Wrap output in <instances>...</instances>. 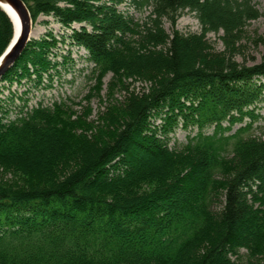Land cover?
Returning a JSON list of instances; mask_svg holds the SVG:
<instances>
[{
    "label": "trees",
    "instance_id": "obj_1",
    "mask_svg": "<svg viewBox=\"0 0 264 264\" xmlns=\"http://www.w3.org/2000/svg\"><path fill=\"white\" fill-rule=\"evenodd\" d=\"M23 1L33 21L84 23L69 36L88 51L98 84L111 72L149 87L113 104L106 125L86 135L63 103L8 119L12 97L0 98V168L22 184L0 183V264H264V125L253 132L264 56L242 64L206 38L223 30L233 41L260 15L252 0H130L150 9L141 20L101 0ZM184 9L201 33L166 32ZM12 31L0 9V54ZM58 42L51 32L29 41L0 82L46 76L52 86ZM179 122L197 133L173 149Z\"/></svg>",
    "mask_w": 264,
    "mask_h": 264
},
{
    "label": "rangeland",
    "instance_id": "obj_2",
    "mask_svg": "<svg viewBox=\"0 0 264 264\" xmlns=\"http://www.w3.org/2000/svg\"><path fill=\"white\" fill-rule=\"evenodd\" d=\"M101 1L116 5L121 11L133 15L138 20L144 19L150 11L148 8L145 12L141 13L131 6L130 0H122L121 3L117 0ZM252 3L258 9L260 15L258 18L248 21L237 32L233 41H228L223 30L209 32L206 35L211 49L215 52H226L231 57L233 56L236 61L246 65L257 63L264 56V0H252ZM59 4L61 6L64 5L63 2ZM0 9L7 15L2 7ZM9 20L11 21L10 18ZM81 25H84V23H73L71 27H65L54 15H40L37 20L33 21L32 19V28L35 31V35L30 36L28 41L39 40L48 32L53 33L55 38L59 39L57 46L54 48V53H57L55 60L59 61L61 72L52 77V86H48L49 78L46 76L40 84L34 81H27L26 79L23 80L22 84L14 83L13 85H9L6 82L4 83V81L0 82V98L5 100L12 97L10 101L3 102L5 109L9 111L8 119H14L20 115L22 110L26 111L40 104L51 107L53 103H63L64 107L70 109V119L76 120L78 124V128L74 131L77 134L84 131V135H86V132L90 134L94 129L97 130L105 126L107 123L105 119L109 116L107 112L109 108L111 109L113 104L116 103L122 105L128 93L138 94L142 93V91H147L149 87L148 82L139 78L126 79L124 77H115L111 72L106 74L98 84L92 70L94 63L89 58L88 51L84 47L73 43L69 36L73 28L79 29ZM164 28L169 34L178 32L185 36L201 33L202 31L198 17L189 9L182 10L180 16L174 21L165 20ZM13 35L14 29L11 40L13 39ZM8 45L0 56L8 48ZM261 82L264 83V78ZM5 85L7 86L5 87ZM258 112L262 115V120L254 123L255 128L253 132L256 135H261L262 130L260 127L264 125V101L260 104ZM247 121L248 119L246 118L244 122L235 124L231 133L236 131L240 126L245 125ZM151 122L158 129L164 123L162 115L152 117ZM205 131L206 133H212L213 126L208 127ZM195 133H197L196 127L190 126L184 128L182 122H179L175 130L169 134L167 144L173 149L180 148L187 142L188 136ZM19 177L2 167L0 168V183L2 184L22 185ZM220 197L215 199V209H219L223 205L224 200ZM242 251L245 252V250Z\"/></svg>",
    "mask_w": 264,
    "mask_h": 264
},
{
    "label": "water",
    "instance_id": "obj_3",
    "mask_svg": "<svg viewBox=\"0 0 264 264\" xmlns=\"http://www.w3.org/2000/svg\"><path fill=\"white\" fill-rule=\"evenodd\" d=\"M12 4L17 16H12L7 9H3L13 23L14 35L8 48L0 56V77L14 64L15 60L24 50L32 30V18L23 0H7ZM0 7H2L0 5Z\"/></svg>",
    "mask_w": 264,
    "mask_h": 264
},
{
    "label": "bare ground",
    "instance_id": "obj_4",
    "mask_svg": "<svg viewBox=\"0 0 264 264\" xmlns=\"http://www.w3.org/2000/svg\"><path fill=\"white\" fill-rule=\"evenodd\" d=\"M0 5L2 6L3 9H7L10 14L12 13V16H17V17L19 16L18 13L14 10V7L12 6V4H10V2H8L7 0H0ZM34 33L35 31L32 28L30 36L31 37L34 36L35 35Z\"/></svg>",
    "mask_w": 264,
    "mask_h": 264
}]
</instances>
